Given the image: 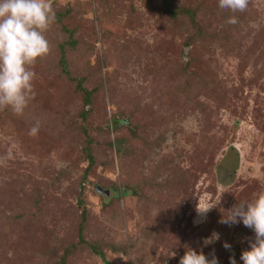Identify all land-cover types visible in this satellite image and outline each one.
<instances>
[{"label":"rangeland","instance_id":"374dc122","mask_svg":"<svg viewBox=\"0 0 264 264\" xmlns=\"http://www.w3.org/2000/svg\"><path fill=\"white\" fill-rule=\"evenodd\" d=\"M170 2L191 21L163 0H53L34 95L0 110V264H179L189 247L243 264L253 231L220 221L264 190V0ZM83 210L102 257L78 244Z\"/></svg>","mask_w":264,"mask_h":264},{"label":"clouds","instance_id":"9594fccd","mask_svg":"<svg viewBox=\"0 0 264 264\" xmlns=\"http://www.w3.org/2000/svg\"><path fill=\"white\" fill-rule=\"evenodd\" d=\"M249 0H218V7L232 13L243 12ZM55 21L53 0H0V110L10 108L16 115H22L29 100L34 95L35 72L30 70L40 57L50 51L45 32ZM227 23H236L235 16ZM39 131L37 125L30 129V135ZM215 206L200 207L198 216H204ZM224 224L242 223L254 233L248 250H243L240 260L243 264H264V190L253 193L248 201L239 202L229 209L223 219ZM219 239L218 233L205 241L206 244ZM225 249L231 246L223 245ZM173 252L171 256H175ZM230 264L236 260L229 257ZM179 264H218L214 253L211 259L202 252L186 248Z\"/></svg>","mask_w":264,"mask_h":264},{"label":"trees","instance_id":"16d2710c","mask_svg":"<svg viewBox=\"0 0 264 264\" xmlns=\"http://www.w3.org/2000/svg\"><path fill=\"white\" fill-rule=\"evenodd\" d=\"M163 7H164V9L166 11H169L168 14H169L170 17L176 18L178 16V14H177V11H178V12H180L179 13L180 15H185L186 18L188 17L189 20L191 21L192 16H191L190 12L187 11V10L180 9V8H175V6L170 2V0H163ZM64 31H66V30L64 29ZM69 38H71V36H69ZM70 43H72V45H73V42L70 41ZM187 45H189V43H187ZM63 57L64 56L61 55L60 64H62V70H63L64 74L68 75V72L66 71V67L64 66L65 61L63 60ZM77 87H78V92H80L82 94V96H83V103H84V105L88 107L90 105V97L92 95V92L83 89L79 83L77 84ZM186 88L187 87H186V84H185L184 85V89H186ZM86 114H87V112H86ZM86 114H83V116H85ZM84 133H86V132H84ZM87 141H88V145H89L90 144V140H87ZM87 160H88V165L91 166L93 164L92 155L88 154L87 155ZM84 216H85V211L83 210L82 211V215H81V223H80L79 229H78L79 230L78 231L79 232L78 244L85 245V246H89V248L91 249L92 252H94L98 256L102 257L98 253L96 247H94L93 245H89L88 243H86L83 240L82 236H81L82 230H83V224H84V220H85L84 219Z\"/></svg>","mask_w":264,"mask_h":264},{"label":"water","instance_id":"95a60500","mask_svg":"<svg viewBox=\"0 0 264 264\" xmlns=\"http://www.w3.org/2000/svg\"><path fill=\"white\" fill-rule=\"evenodd\" d=\"M96 191L98 194H101L103 196H108L109 192L108 191H103L102 189L100 188H96Z\"/></svg>","mask_w":264,"mask_h":264}]
</instances>
